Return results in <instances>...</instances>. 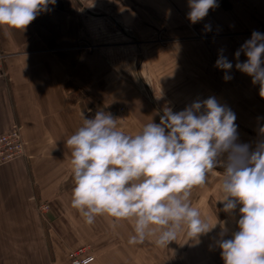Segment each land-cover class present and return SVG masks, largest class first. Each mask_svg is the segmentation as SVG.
<instances>
[{
	"label": "crops",
	"instance_id": "0c3cea01",
	"mask_svg": "<svg viewBox=\"0 0 264 264\" xmlns=\"http://www.w3.org/2000/svg\"><path fill=\"white\" fill-rule=\"evenodd\" d=\"M96 1L90 6L104 12L114 8L115 14H110L130 27L127 20L134 16L128 11L119 14V3L115 6L107 0ZM134 1L148 10V26L155 29L157 17L164 19L162 37L188 43L187 56L194 57V63L202 66L200 72L206 74L204 80L212 82L210 88L226 89L227 105L233 112L236 104H246L241 110L244 120L264 121L260 86L236 70L234 55L253 31L264 33V0H217L218 7L210 9L196 24L187 17L188 0ZM78 11L74 0H56L24 30L0 26V52L5 55L7 71L6 78L0 79V135L19 125L27 150L25 159L0 167V264L50 263L44 224L37 212L38 203L43 200H56L68 210L63 215L56 206L48 214L52 220L51 233L61 235L64 245L75 248L86 233L99 229L94 240L101 246L91 264H224L217 243L221 239V223L227 229L223 238L230 239L237 230L238 209L232 215L223 211L219 217L206 205L208 197L203 187L193 189L191 204L201 212L202 218H207L210 226L217 220L219 223L198 240L181 232L167 247L156 246L155 236L141 245H130L129 237L134 234L132 221H118L113 228V218L105 215L96 217L89 225L71 207L74 181L71 150L66 140L82 126L84 117L90 116L96 104L106 112L108 107L116 111L123 106L132 108L135 102L128 97L132 92L129 80L98 46L90 45L85 17ZM96 20L107 23L106 19ZM221 50L233 63L230 73L233 78L229 81L215 67ZM245 60L241 53L240 61ZM244 88L249 92H241ZM234 90L246 95L244 101L236 102ZM146 98L149 106L146 113L155 111L161 116L150 98ZM131 112L133 121L144 120L135 109ZM216 190L218 201L223 198V192L221 187ZM218 204L223 208L222 203L218 201ZM58 214L61 219H56ZM54 237V249L60 248Z\"/></svg>",
	"mask_w": 264,
	"mask_h": 264
},
{
	"label": "clouds",
	"instance_id": "9594fccd",
	"mask_svg": "<svg viewBox=\"0 0 264 264\" xmlns=\"http://www.w3.org/2000/svg\"><path fill=\"white\" fill-rule=\"evenodd\" d=\"M56 0H0V26L26 29ZM192 24L203 20L217 0H188ZM209 29L208 25H205ZM241 53L246 60L241 62ZM236 70L259 84L264 98V33L253 31L235 52ZM215 67L231 80L233 63L221 50ZM235 113L214 96L194 101L174 112L165 107L160 122L145 124L136 135L117 129V118L97 111L67 140L71 150L74 187L71 207L86 224L96 217L133 222L130 245L155 236V245L167 247L181 232L197 239L210 232L207 218L191 204L193 189L208 183L222 168V211L237 209V230L225 239L221 223L218 246L224 264H264V140L252 149L238 142ZM264 135V128L260 129Z\"/></svg>",
	"mask_w": 264,
	"mask_h": 264
},
{
	"label": "rangeland",
	"instance_id": "374dc122",
	"mask_svg": "<svg viewBox=\"0 0 264 264\" xmlns=\"http://www.w3.org/2000/svg\"><path fill=\"white\" fill-rule=\"evenodd\" d=\"M88 1V0H87ZM96 0H89V4L93 5ZM108 4H118L121 8L118 10L119 14L121 12H127L128 14H133L134 18L127 20L130 27H133L140 38L142 39V47L146 53V70H148V77L151 83L152 90L156 96V99L162 109L165 107H171L174 112L183 110L186 106L192 104L197 100H204L210 96L216 97V99L222 104L227 105L226 101V89H212L209 85L212 82L210 80H204L203 77L205 73L200 72L202 67L200 64L194 63V57L189 58L187 56L186 50L190 47L185 46L188 43H180L178 41H172L170 39L162 37V30L166 26L164 19L162 17H157L158 23L152 28L148 26L146 19V12L148 11L145 6L139 5L134 0H127V3L123 0H107ZM116 6V5H115ZM77 8V6H76ZM97 9V7H94ZM111 12L115 14L116 10L114 8H108ZM121 11V12H120ZM79 15H83L80 11ZM85 17V16H84ZM164 22V23H162ZM89 29L91 41L90 45L92 47L98 45V43H105L107 47V54L114 55L116 60L120 61L122 72L120 73L124 76L126 80H129V84L132 86V92L128 97L132 98L135 102L132 104V108L123 106L119 110L109 109L108 107L106 113H111L115 118H117V129L123 131L128 135H136L139 133L143 126L151 120L155 123L160 122V115L155 111L149 114L146 113L148 109L147 96L146 93L139 86L134 73V48L127 38H124L115 28L110 24L105 23L100 20L90 19L86 22ZM153 25V24H152ZM188 48V49H187ZM150 58V61L149 59ZM152 60V61H151ZM194 60V61H193ZM210 76V74H207ZM241 92H249V90L240 89ZM236 92V90H234ZM137 92L138 94L136 95ZM236 102L244 101V94L239 95L236 92ZM247 94V93H246ZM137 96V97H135ZM146 96V97H145ZM94 100V98H92ZM129 99V98H128ZM249 100V99H248ZM250 102L253 100H249ZM255 101V100H254ZM246 104H236L235 123L238 126V142L249 144L252 149L256 147L259 141L264 140V135L260 134V129L264 128V121L258 120V118L244 120L243 119V108ZM113 107V106H111ZM117 107V106H114ZM103 108L96 107L92 109L90 116L87 118H94L97 111H104ZM131 109L136 110V114L144 117L142 121H133L130 119ZM111 111V112H110ZM105 112V111H104ZM132 113V112H131ZM257 115V114H256ZM244 116L248 117V114ZM130 120H129V119ZM222 168H217L213 171L209 178L208 183L203 186L204 192L207 194L206 205L212 209L216 215L222 217L223 211L218 201L216 199V187H221L222 183ZM204 193V194H205ZM60 196V195H59ZM61 197V196H60ZM47 204L49 208L44 214L39 213V207L41 205ZM58 207V211L61 214H68V210L59 206L56 200H43L38 203L37 212L44 224L45 235L48 240V252L50 256L49 264H65L68 259V253L70 250H76L81 247H86L90 250L94 258H96L97 252L100 249L101 244L94 240V236L99 234L95 230L91 233H86V235L81 239L78 246L75 248H70L69 245L65 244V239L61 235L53 232L51 233L52 220L50 219L51 212ZM49 214V215H48ZM61 215L58 214L56 219H61ZM54 231V229H53ZM58 240L60 248L54 249L52 238ZM56 242V241H55ZM65 246V247H62ZM95 260V259H94ZM93 260V261H94Z\"/></svg>",
	"mask_w": 264,
	"mask_h": 264
},
{
	"label": "water",
	"instance_id": "95a60500",
	"mask_svg": "<svg viewBox=\"0 0 264 264\" xmlns=\"http://www.w3.org/2000/svg\"><path fill=\"white\" fill-rule=\"evenodd\" d=\"M77 6V9L84 14L86 22L90 19L102 18L106 19V22L115 28L124 38H127L129 42L133 45L134 48V73L137 79V82L141 89L147 94L155 108L163 114V109L160 107L156 96L152 90L151 83L148 77V71L146 70L145 65V54L142 48V39L136 32V30L127 27L124 23H121L115 19L111 14L110 10L107 12L100 11L94 7H91L88 3L89 0H74ZM104 53V55L112 62V64L117 68L118 71L122 72L120 61L114 58V55L107 54V47L105 43H98L96 45Z\"/></svg>",
	"mask_w": 264,
	"mask_h": 264
},
{
	"label": "built area",
	"instance_id": "2783aa9c",
	"mask_svg": "<svg viewBox=\"0 0 264 264\" xmlns=\"http://www.w3.org/2000/svg\"><path fill=\"white\" fill-rule=\"evenodd\" d=\"M5 55L0 52V79L6 78ZM27 157L26 142L22 129L16 125L10 131L0 135V167L10 162ZM49 206L39 207V213L44 214ZM93 253L86 247L70 250L65 264H91L94 260Z\"/></svg>",
	"mask_w": 264,
	"mask_h": 264
}]
</instances>
